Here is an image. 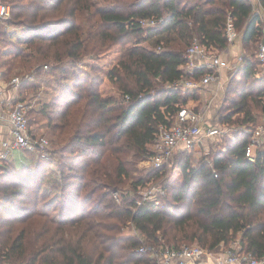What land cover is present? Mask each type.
<instances>
[{"label":"trees","instance_id":"1","mask_svg":"<svg viewBox=\"0 0 264 264\" xmlns=\"http://www.w3.org/2000/svg\"><path fill=\"white\" fill-rule=\"evenodd\" d=\"M259 2L264 8V0ZM129 5L127 12L95 11L94 22L87 0H16L10 6L14 17L35 26L34 34L16 40L29 51L16 47L12 57L33 69L28 73L57 74L70 82H62L34 110L51 135L52 150H23L19 164L0 163V264H156L138 251L141 245L196 241L216 251L237 238L241 251L264 256V148L255 149L253 161L244 154L248 130L264 117V72L256 58L260 11L248 0H132ZM49 11H63L66 18L44 22ZM76 11L86 13L79 16L83 22ZM229 16L241 45L256 48L242 54L211 124L247 130L225 135V148L210 153L217 176L203 160L192 165L188 152L140 173L137 161L150 153L159 123L185 103L182 91L167 87L183 75L184 46L198 37L208 48L224 51ZM147 17L161 20L141 27L139 19ZM150 40L153 47L144 44ZM86 56L104 60L105 72L92 75L79 68ZM53 166L56 192L47 207L40 203L41 187ZM165 173L161 205H136L137 187ZM125 184L129 193L122 190ZM128 222L144 240L121 231Z\"/></svg>","mask_w":264,"mask_h":264},{"label":"built area","instance_id":"2","mask_svg":"<svg viewBox=\"0 0 264 264\" xmlns=\"http://www.w3.org/2000/svg\"><path fill=\"white\" fill-rule=\"evenodd\" d=\"M255 10L259 0H248ZM261 5V4H260ZM10 5L0 1V20L6 19L10 15ZM161 20V19H160ZM154 17L139 19L141 27H150L157 24ZM227 36V46L236 44V35L229 16L225 28ZM157 50L162 46L157 45ZM185 62L180 66L183 75L172 84H167L170 89H179L186 94L202 93L212 83L218 85L221 91L224 90L219 72L221 69L236 70L242 63V54L235 57L233 61L223 59L220 54L202 44L198 37L192 38L184 52ZM256 58L259 61V67L264 72V20L261 23L260 35L257 41ZM47 68L46 65H44ZM207 69V72L197 75V70ZM32 73L24 75L25 80H31ZM12 87L19 85V79L16 77L10 80ZM218 89V90H219ZM218 90H216L218 92ZM2 84L0 82V92ZM223 94V92H222ZM124 101L129 100L127 94L123 97ZM208 106V103L206 104ZM26 106L23 103H15L8 109V123L10 125L9 138L3 140L1 144L6 149L21 150H40L45 152L48 147V140L33 134L30 130ZM207 125L202 109L194 110L186 108L182 104L175 114L166 115L165 120L161 121L156 129L152 140L153 151L146 156L151 168H161L169 165L172 157L176 153L188 152L198 155L201 149H205L208 141H214L218 137H224L234 134L237 128L245 129V126H234L229 124ZM248 144L244 150L245 156L253 161L255 157V147L264 145V117L263 120L251 126ZM211 170L214 176L217 171L211 164ZM166 173L158 179L151 180L145 186L137 187L136 205H151L158 208L161 205V197L166 194V189L162 182ZM114 197L119 201L118 192H114ZM131 223V222H130ZM131 226L133 224L131 223ZM133 231L139 235V231L133 226ZM138 251L147 253L150 258L156 261V264H264V256L261 258L252 257L241 251L238 241L229 244L224 252L213 251L200 246L197 243H182L179 246H168L161 244L141 245Z\"/></svg>","mask_w":264,"mask_h":264},{"label":"rangeland","instance_id":"3","mask_svg":"<svg viewBox=\"0 0 264 264\" xmlns=\"http://www.w3.org/2000/svg\"><path fill=\"white\" fill-rule=\"evenodd\" d=\"M0 1L6 2L10 6H12L16 0H0ZM87 1L91 5V11H90L91 22H94V20L97 19V16L95 15V11L114 10V11H120V12H127V9L130 7L129 4L132 0H120V1H115V0H87ZM11 10H12V7L10 9V15L8 18L0 20V82L2 84V90H4V91L14 90V93H13L14 96L10 97L11 105L20 102L26 106L27 117H28L30 128L33 129V131L37 134V136L44 137L48 140V147L46 149H50V151H51L53 148V147H51V142H50V136L51 135L49 133H47V129L44 128L43 121H41V118L39 117V115L34 110H35V108L40 107L42 101H46L48 98H50V95L54 94L55 90L58 89L61 84L65 83V82L67 83L70 81H69V79H64L60 75H57V74H55L54 76L53 75H47L46 73H43V72L40 73L39 75L38 74L35 75L33 72L32 73L33 77L31 80L26 81L24 79V75L33 69L22 66L19 63L18 59H14L12 57V52L16 49V47L24 48L26 46L24 43L16 45V43H17L16 40H18V38H21V40H22L26 36H28L29 34H34L35 29L33 27H35V26H32L29 22H26L25 20H23L22 17H14ZM75 14H76L75 17L80 22H83L79 19L80 15H82V18L87 17V15L84 11H80L79 15H78V11H76ZM93 14H94V17H93ZM262 14L264 16V13H262ZM60 18H66L63 11H60V12L49 11L46 18H44V22H48L46 20H49L51 22V21H54L53 19L58 20ZM28 20H31V19H28ZM38 21L39 20H37V22ZM85 24H87V23H85ZM85 24H84V26H85ZM40 25H42V24H40ZM234 30H235V35H236V39H237L236 44H238L237 45L238 51L241 54H243L244 52H247V53L253 52L254 53L256 46L254 44L249 45V47L242 46L240 43V40H239L240 34H239V32H237V30L235 28H234ZM154 42L155 41L152 42V40H150L148 42H145L144 44L149 46V47H153L155 45ZM187 46L188 45L184 46L183 50H185ZM25 48L26 49H24V52H26V51L28 52L29 50L27 49V47H25ZM225 50H226V48L224 49V51ZM214 51L217 52L218 54H221L222 52H224L223 50H218V49H214ZM49 62H51V60H49ZM82 63L84 65L79 63L77 66H79V68H84L83 69L84 72L89 71L90 74H92V75L103 74L105 72L104 66H103L104 60H102V59L86 56L85 58H83ZM43 69H46V68L43 67ZM233 73H234V71H231V75ZM227 74H229V73H227ZM230 76H229V79H230ZM14 77L15 78L17 77L19 79V85H17L16 88L12 87V85L10 83V80ZM61 77H62V79H61ZM229 79L227 80V83H228ZM27 82H29V84H27ZM30 82H31V84H34V86L31 87ZM231 125H233V124H231ZM234 126H237V124L236 125L234 124ZM231 136L232 135L225 136V137H231ZM225 142L226 141L223 139V137H218L214 141L213 140L208 141L205 144V149H201L200 153L198 155H193L192 165H196V164H198V162L200 160H203V162H206L210 167L212 164L211 158H210V153L215 152L216 150L224 149L225 148V146H224ZM262 146L263 147H255V148H264V145H262ZM14 151L16 152L15 153L16 156L14 158L15 163L19 164L21 162L20 157H21V159L23 158V150L17 149ZM46 151H48V150H46ZM152 151H153V147H152V144H150V145H148V152L151 153ZM29 153H31V152H29ZM31 154L35 158L37 157L33 152ZM52 155H54L55 159L59 160V154H52ZM32 163H34V162H32ZM137 167H138V170L140 171V173H147L148 171H150L152 169L150 164L148 163L146 157L137 161ZM51 171H53V172H49L46 176L43 177L42 187H41V189L43 188V194H42L43 200L40 199V203L43 202V204H46V205H47V203H49V205H47V207H50V205L53 204V199H54L55 192H56L54 181L56 179L57 174H55V167L54 166L51 168ZM177 177H180V174H178ZM121 187H123L122 190L124 192L129 193L132 190V188H130L128 184H125ZM33 189H34V187H32L30 190H33ZM26 192L29 193V190ZM118 194H120V193L118 192ZM130 194H132V193H130ZM47 209L50 211L49 208H47ZM55 211L57 212V210H55ZM51 213H52V211H51ZM121 231L131 233V234H133V233L136 234L133 231V226H131L130 222L124 224V226L121 227ZM138 236L141 238V240L142 239L144 240V237L142 235H140V233ZM237 239H235V241H238ZM186 243L190 244V242H186ZM192 243H197V242L194 241ZM231 243H232V241L230 242V244ZM197 244H199V243H197ZM227 246L228 245H226V247ZM222 248L223 247L220 246L219 249H222Z\"/></svg>","mask_w":264,"mask_h":264},{"label":"crops","instance_id":"4","mask_svg":"<svg viewBox=\"0 0 264 264\" xmlns=\"http://www.w3.org/2000/svg\"><path fill=\"white\" fill-rule=\"evenodd\" d=\"M255 10L260 11V12L262 11L261 20L263 21L264 16L262 13H264V8L262 7V5L258 3ZM237 45L238 44H234L232 46L225 47L226 50L222 52L220 56L225 60L233 61L237 55L241 54L238 51ZM234 70L232 69L228 70L225 68L220 70L219 77L221 78V82L224 87L223 91L219 89L220 87L218 85L211 83L209 87L202 93H194L192 95L184 93L185 103L182 105L185 106L186 108H193L194 110L202 109L204 112L206 123L207 125H210L211 122L215 120L216 112L218 111V108L221 105V102L224 96V92H225L226 85H227V80L229 79V76L231 75V71H234ZM216 90H218V92ZM13 93H14V90H8V91L2 90L0 92V163L4 160L5 161L14 160L15 161L14 158L16 156L15 154L16 152L14 151V150H17L16 148L6 149L1 144V142L3 140L8 139L10 135L11 128L8 123V109L11 105L10 97L14 96ZM207 103H208V106L206 105ZM20 160H22L21 157H20ZM220 246L223 248L219 249V252H224L226 246L224 245H220ZM203 264H209V263H203Z\"/></svg>","mask_w":264,"mask_h":264}]
</instances>
